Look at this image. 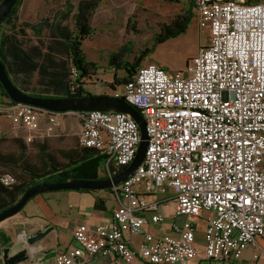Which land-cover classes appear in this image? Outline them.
I'll use <instances>...</instances> for the list:
<instances>
[{
  "label": "built area",
  "instance_id": "obj_1",
  "mask_svg": "<svg viewBox=\"0 0 264 264\" xmlns=\"http://www.w3.org/2000/svg\"><path fill=\"white\" fill-rule=\"evenodd\" d=\"M193 3L200 30L210 33L208 45L184 72L149 63L124 85L123 95H112L136 107L145 120L144 162L113 189L119 205L111 224L76 227L75 245L57 253L55 264H86L95 257L132 264L137 256L145 264H186L197 256L196 222L204 216L207 260L237 264L250 247L258 257L256 241L264 240V3ZM67 115L81 121L79 146L103 156L101 177L112 178L133 162L141 133L125 113H56L0 100V117L28 143L43 120L57 125ZM1 182L9 186L15 179L5 176ZM168 190L176 215L185 217L173 225L178 237L146 234L134 252L126 234L164 221L161 202L149 196Z\"/></svg>",
  "mask_w": 264,
  "mask_h": 264
},
{
  "label": "trees",
  "instance_id": "obj_2",
  "mask_svg": "<svg viewBox=\"0 0 264 264\" xmlns=\"http://www.w3.org/2000/svg\"><path fill=\"white\" fill-rule=\"evenodd\" d=\"M102 1L80 0L75 13V7L66 3L60 12H56L37 23H19L18 15L23 0H18L11 13L0 23V60L5 65L13 84L21 91L35 97L96 96L86 89L87 80L97 77L101 67L96 62L86 60L82 46L84 41L95 31L92 27V17ZM165 1L173 3L179 0ZM193 1L186 0L187 9H183L182 13L172 19L171 22L160 26V33L155 38L156 43L162 44L186 33L195 17ZM236 1L245 4L264 3V0ZM70 19L74 22L73 30L68 27L67 22ZM128 29L135 31L136 22L129 19ZM45 31L49 32L50 37H55L61 41L46 46L42 40ZM35 41L38 44H34ZM128 45L127 43L109 54L108 65L114 70L113 82L109 83L112 90H115L116 86H124L132 81L137 71L142 67L144 57L153 51V49H147L140 53L133 62H129L126 60V56L132 52V49ZM44 46L56 52L58 58L45 53ZM72 70L76 71V75H73ZM118 71H123L125 76L119 77ZM35 74L39 77V83L42 86L41 92H33L26 87L27 80ZM17 79L21 80V84L17 82ZM0 100L12 102L1 83ZM12 141L18 148V154L0 152V168L13 170L14 173L12 175L10 172H0V213L15 205L27 189L42 182L57 183L71 179H106L99 174L103 156L93 149L80 147L78 138L77 145L79 148L63 153L67 160L64 164L57 162L53 154L47 151V147L41 144L39 151L43 156V165L40 168H32L27 163L26 143L28 142L22 137L14 138ZM16 170H22L29 177V181H21L20 176L15 173ZM5 176L14 178L15 183L9 186L4 185L1 178ZM81 191L94 192L92 190ZM95 208L104 211V202L97 199ZM10 243V238L0 230V250L1 246L7 247Z\"/></svg>",
  "mask_w": 264,
  "mask_h": 264
},
{
  "label": "rangeland",
  "instance_id": "obj_3",
  "mask_svg": "<svg viewBox=\"0 0 264 264\" xmlns=\"http://www.w3.org/2000/svg\"><path fill=\"white\" fill-rule=\"evenodd\" d=\"M50 7V15L60 12L66 3L72 4L77 11L80 0H45ZM44 1V2H45ZM46 5V4H45ZM102 9H99V8ZM92 17V27L94 33L87 38L82 46L87 61H96L100 65L97 77L87 80L89 93L96 96L123 95L124 86H116L112 90L109 83L113 82L114 70L108 65L109 54L117 51L121 46L129 44L132 52L126 56V60L133 62L140 53L147 49L153 51L147 54L141 66L149 63L161 65L167 72L182 73L185 71L187 63L196 57L202 46L208 45L210 33L208 30L201 31L198 20L195 17L191 21L186 33L158 44L155 38L160 33V26L169 23L183 9H187L186 0L178 2H167L165 0H104ZM129 19L136 22V30L128 29ZM68 27L73 30L74 22L70 19ZM109 32V34H108ZM32 36H34L31 33ZM108 36V38L106 37ZM118 76L123 77L125 73L118 71ZM26 87L33 92H41L42 86L39 77L35 74L29 78ZM21 84V80L17 79ZM57 125H53L47 118L42 121L41 128L32 133L34 140L27 145V163L32 168H40L43 165V156L39 147L45 145L47 151L53 154L57 162L64 164L67 162L63 153L71 149L79 148L77 138L81 132V121L75 115L60 117ZM16 131L12 128L7 117H0V152L4 154L17 153L18 148L12 141L16 136ZM21 134V131H18ZM0 172L14 175L13 170L0 168ZM20 176V180L28 182L29 177L22 171L15 172ZM169 194V191L167 192ZM206 216L197 222L198 234L203 233L206 228ZM8 221L0 224V230ZM11 232L10 229H7ZM16 233V232H15ZM16 236V234H14ZM1 246L0 264H3V250Z\"/></svg>",
  "mask_w": 264,
  "mask_h": 264
},
{
  "label": "crops",
  "instance_id": "obj_4",
  "mask_svg": "<svg viewBox=\"0 0 264 264\" xmlns=\"http://www.w3.org/2000/svg\"><path fill=\"white\" fill-rule=\"evenodd\" d=\"M44 1L23 0L18 15L19 23H37L51 16L48 2ZM99 9L102 8L100 7ZM44 34L45 36L42 37V40H44L46 46L51 43L57 44L61 41L55 37H50L48 31H45ZM106 37L108 38V36ZM34 44H38L37 41ZM43 50L45 53L52 54L58 58V54L53 50H49L45 46ZM168 191L169 194H167ZM168 191L164 195L153 194L149 196L151 200L155 199L161 202L158 213L164 218V221L158 225L148 223L143 227L141 233L126 234L128 244L134 252H139L140 246L144 241V235L146 234H151L158 238L178 237V233L174 231L173 225L183 224L185 217L176 215L174 195L171 190ZM97 199H101L104 202V211H99L95 208ZM118 205L119 200L113 190L94 192L57 191L37 195L27 202L19 214L8 219V222L1 228L11 241L6 248H10L12 254L27 246V240L31 235L39 230L46 231L48 228H51V232L38 248V251L41 250L39 251L40 257H43L45 255L44 252L47 250L55 253L64 252L75 245L73 236L76 227L86 224L89 228L93 229L97 226L111 224L113 212ZM144 215L148 218L150 217V213H145ZM7 229H10L11 232H8ZM204 232L205 229L203 233L198 234L196 225L195 248L197 256L186 264H224L223 262L209 261L205 258ZM256 242L258 257L253 258L255 249L250 247L245 251L242 260L237 264H264V240L258 238ZM51 264H55L54 259H52ZM86 264H119V261L95 257ZM132 264L145 263L142 258L137 256Z\"/></svg>",
  "mask_w": 264,
  "mask_h": 264
},
{
  "label": "water",
  "instance_id": "obj_5",
  "mask_svg": "<svg viewBox=\"0 0 264 264\" xmlns=\"http://www.w3.org/2000/svg\"><path fill=\"white\" fill-rule=\"evenodd\" d=\"M18 0H2L0 2V23L11 13ZM0 83L2 84L9 99L14 103H23L42 108L56 113L67 112H121L129 115L138 124L141 139L133 162L124 170L112 178L99 180L71 179L65 182L36 184L25 191L19 201L12 207L0 213V224L19 214L27 202L37 195L57 192V191H106L113 190L121 185L143 164L147 146L148 136L146 123L141 112L122 98L114 96H83V97H35L18 89L11 81L5 65L0 60ZM51 232V228L46 231L39 230L27 240V246L16 252H10V248L3 250V264H51L58 252L45 251V255L40 257L41 250L38 251L40 244Z\"/></svg>",
  "mask_w": 264,
  "mask_h": 264
},
{
  "label": "flooded vegetation",
  "instance_id": "obj_6",
  "mask_svg": "<svg viewBox=\"0 0 264 264\" xmlns=\"http://www.w3.org/2000/svg\"><path fill=\"white\" fill-rule=\"evenodd\" d=\"M2 248H3V246H2ZM6 249V248H5Z\"/></svg>",
  "mask_w": 264,
  "mask_h": 264
}]
</instances>
